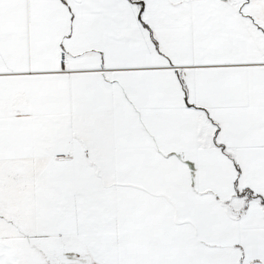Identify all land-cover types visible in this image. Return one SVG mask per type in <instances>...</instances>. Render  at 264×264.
I'll list each match as a JSON object with an SVG mask.
<instances>
[{
  "label": "snow or ice",
  "instance_id": "snow-or-ice-1",
  "mask_svg": "<svg viewBox=\"0 0 264 264\" xmlns=\"http://www.w3.org/2000/svg\"><path fill=\"white\" fill-rule=\"evenodd\" d=\"M0 264H264V0H0Z\"/></svg>",
  "mask_w": 264,
  "mask_h": 264
}]
</instances>
